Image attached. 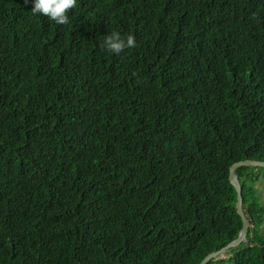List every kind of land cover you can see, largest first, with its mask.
<instances>
[{
    "label": "trees",
    "instance_id": "obj_1",
    "mask_svg": "<svg viewBox=\"0 0 264 264\" xmlns=\"http://www.w3.org/2000/svg\"><path fill=\"white\" fill-rule=\"evenodd\" d=\"M0 0V264H198L242 223L264 161V0ZM134 35L120 55L103 37ZM261 168L240 167L264 264ZM263 231V233H262Z\"/></svg>",
    "mask_w": 264,
    "mask_h": 264
},
{
    "label": "clouds",
    "instance_id": "obj_2",
    "mask_svg": "<svg viewBox=\"0 0 264 264\" xmlns=\"http://www.w3.org/2000/svg\"><path fill=\"white\" fill-rule=\"evenodd\" d=\"M76 5L77 0H33L31 12L33 15L41 14L54 21L57 25H67L70 23L69 11L75 8ZM101 47L113 54L120 55L127 49L135 48L136 41L132 34L124 38L119 32L113 31L103 37V45ZM225 253L227 254L228 252Z\"/></svg>",
    "mask_w": 264,
    "mask_h": 264
},
{
    "label": "water",
    "instance_id": "obj_3",
    "mask_svg": "<svg viewBox=\"0 0 264 264\" xmlns=\"http://www.w3.org/2000/svg\"><path fill=\"white\" fill-rule=\"evenodd\" d=\"M240 167H250V168H261L264 170V161H250L244 160L234 163L228 172V181L230 185L234 188L236 193V201H235V210L237 215L241 219L242 227L237 236V238L224 247H220L215 251H211L207 253L199 262L198 264H206L209 260L221 259L222 255L227 252L230 248L236 247L237 245L248 241V228H249V219L246 213L242 208V194H241V186L238 180V177L235 174V171ZM261 180H264V171L261 173ZM263 193L262 191H256V196H261Z\"/></svg>",
    "mask_w": 264,
    "mask_h": 264
},
{
    "label": "rangeland",
    "instance_id": "obj_4",
    "mask_svg": "<svg viewBox=\"0 0 264 264\" xmlns=\"http://www.w3.org/2000/svg\"><path fill=\"white\" fill-rule=\"evenodd\" d=\"M255 188L257 189V191H262L263 192L262 196H260L259 201H261L262 203H264V180H259L258 183L256 184ZM262 233H263V231H262ZM226 256H229V254L228 253L227 254L224 253V255H222V258L221 259L226 258Z\"/></svg>",
    "mask_w": 264,
    "mask_h": 264
},
{
    "label": "flooded vegetation",
    "instance_id": "obj_5",
    "mask_svg": "<svg viewBox=\"0 0 264 264\" xmlns=\"http://www.w3.org/2000/svg\"><path fill=\"white\" fill-rule=\"evenodd\" d=\"M264 171V170H263ZM262 173V172H261ZM260 180H261V178H260ZM263 193V192H262Z\"/></svg>",
    "mask_w": 264,
    "mask_h": 264
}]
</instances>
